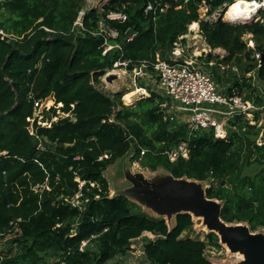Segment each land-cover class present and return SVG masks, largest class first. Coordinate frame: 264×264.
<instances>
[{
	"label": "trees",
	"instance_id": "obj_1",
	"mask_svg": "<svg viewBox=\"0 0 264 264\" xmlns=\"http://www.w3.org/2000/svg\"><path fill=\"white\" fill-rule=\"evenodd\" d=\"M163 1L111 0L102 10H87L84 29L74 23L85 0L0 3V29L16 38L0 39V264H110L139 239L150 264H212L206 251L220 248V239L215 233L204 240L185 236L196 224L191 214L178 215L171 227L132 200L111 196L105 172L132 153L145 170L162 168L177 179L205 184L207 197L222 203L226 223L247 224L252 232L264 229L260 112L256 125L234 117L227 138L217 139L214 129L192 131L181 122L152 81L146 84L148 97L121 107V96L98 87L117 62L128 61L132 70L157 54L169 59L175 44L198 23L211 49L227 52L223 58L199 57L200 67L224 92L264 105L258 84L264 81V11L259 21L234 24L200 14L207 5L211 17L234 0H176L164 13L145 12L146 5ZM111 12L124 13L126 20L107 19ZM100 24L118 33L109 38L118 47L106 55ZM249 36L254 48L248 46ZM253 72L256 76L247 77ZM49 100L53 105L36 116L35 104ZM183 143L190 158L171 162L168 153ZM105 154L109 157L101 159ZM156 236L163 239L155 241Z\"/></svg>",
	"mask_w": 264,
	"mask_h": 264
},
{
	"label": "built area",
	"instance_id": "obj_2",
	"mask_svg": "<svg viewBox=\"0 0 264 264\" xmlns=\"http://www.w3.org/2000/svg\"><path fill=\"white\" fill-rule=\"evenodd\" d=\"M3 0H0V3ZM109 2L111 0H108ZM186 2L189 0H185ZM247 4L251 5L252 14L246 18H243L245 23L251 20L259 21L261 16H259L261 11H264V0H244ZM239 0H234V3L227 7L225 13L219 10L214 13L211 17L207 16L208 6L204 5L200 9L201 18L205 20L216 21L223 19L224 21H234L235 19H229L227 17L228 9L231 8ZM84 9V8H83ZM81 10L79 16L74 23V28L84 29V17L87 10ZM168 9V4L160 2L158 4H148L145 7V12H153L154 14L164 13ZM109 20H120L125 21L126 15L124 13L111 12L107 15ZM263 21V20H262ZM234 24V23H233ZM49 32H52L46 29ZM194 32V40L200 38L199 30H189V35H185L180 38V40L175 44L173 51L170 54L169 59H163L161 54H157L154 61L142 62L134 65L132 70H129V62H117L114 65L113 70L106 71V74L101 78V82L106 80V75H111L115 73V69L124 70L125 73H132L136 80H145L148 82L152 81L153 89L160 92L163 96L170 99L173 110L176 111L177 117L181 122L189 124L192 131H197L200 129L208 130L214 129L215 137L217 139H226L228 136L227 124L228 122L236 116H242L250 125H256V113L260 112L262 119L264 120V105L258 106L254 101L246 100L242 96L233 94L230 95L224 92L218 87L213 77L203 70L200 66L198 60L199 57L207 55L208 53H213L214 55H220L219 49H211V47L206 43L204 48L198 46V42H194L192 45L183 40H186ZM99 34L104 38V51L103 55H106L110 50L118 45H111L109 38L116 39L118 33L112 29L107 28L104 24H100ZM202 36V35H201ZM0 39L1 40H15L13 36L7 35L2 29H0ZM205 41V40H204ZM248 46L254 48V42L252 37H248ZM223 50V49H222ZM225 51V50H224ZM190 54V55H189ZM220 55L221 58L227 55ZM259 65L261 66L262 55L257 54ZM213 63H211L212 65ZM225 67H223L224 69ZM233 71L239 73V69L234 66ZM111 71V72H110ZM253 73H248L247 77H254ZM256 76V75H255ZM147 78V80H146ZM99 89L106 93V91L98 85ZM138 92L147 94L146 89L143 87H137ZM107 94V93H106ZM264 99V92L261 95ZM145 98V97H144ZM169 103H166L164 107H167ZM41 110L45 107L49 109L51 106L46 104L38 103L35 104ZM175 108V109H174ZM169 112V111H168ZM40 116V113H38ZM36 114V116L38 115ZM41 119V117L39 118ZM40 122V121H39ZM259 123V125L261 124ZM262 135L258 140V144L262 145ZM145 151L142 152V156ZM109 156L105 154L101 159L108 158ZM169 160L171 162H176L179 158L189 159L190 151L186 143L181 144L179 147L173 149L168 153ZM133 165L135 167H140V162L138 160H133ZM78 194L73 200L72 205H79ZM88 241L84 242L81 246V251H84L88 245ZM53 264H67L63 260H57Z\"/></svg>",
	"mask_w": 264,
	"mask_h": 264
},
{
	"label": "water",
	"instance_id": "obj_3",
	"mask_svg": "<svg viewBox=\"0 0 264 264\" xmlns=\"http://www.w3.org/2000/svg\"><path fill=\"white\" fill-rule=\"evenodd\" d=\"M176 0H164L168 5ZM227 9V8H226ZM226 9L223 10V14ZM243 19L227 21L240 23ZM116 78L112 75L107 81ZM132 186L117 192L115 196L134 199L153 211L157 217L168 221L180 214H191L202 220L208 233H215L220 244L225 245L232 253L244 257L240 264H264V234L252 232L247 224H229L222 219L223 205L215 199H209L206 187L197 181L177 179L168 175L159 182H150L142 174L129 176ZM163 239L161 236L153 238ZM144 251V249H143Z\"/></svg>",
	"mask_w": 264,
	"mask_h": 264
},
{
	"label": "rangeland",
	"instance_id": "obj_4",
	"mask_svg": "<svg viewBox=\"0 0 264 264\" xmlns=\"http://www.w3.org/2000/svg\"><path fill=\"white\" fill-rule=\"evenodd\" d=\"M108 0H85L83 10H88L90 8H97L99 10H102L104 5L108 3ZM233 7V6H232ZM231 8L228 9L227 17L229 19H236V12ZM192 26V25H191ZM189 27V30L192 29V27ZM198 26L195 28L198 30ZM194 30V29H192ZM194 32L192 31L191 35L186 39V42L190 43L192 45L194 42H198L199 49L204 48L205 41L201 40L200 38L198 40H194ZM190 33V32H189ZM188 33V35H189ZM190 55V54H189ZM225 55V54H220ZM206 68V67H205ZM208 70V69H207ZM111 72V71H110ZM112 75L116 76V78H113L110 81H107V77H111ZM106 80L101 82L99 85L101 88H103L108 95H117L121 96V99L117 100L118 107H121L122 105H135L138 101H140L144 97L149 96V87L146 86L148 80H136L132 73H125L124 70L121 69H115V73L111 75H106ZM258 84L261 87L262 90H264V81H259ZM137 87H143L146 89L147 94L138 92ZM155 89V88H154ZM53 101L49 100L47 102V106H52ZM41 112V107L37 111L36 114ZM170 114V112H168ZM253 169H249V171H253ZM136 174H142L144 178L150 182H159L164 177L170 175L168 172H166L164 169L160 168L155 172H152L150 170H145L141 168V166L135 167L133 165V153L128 155L126 158L122 160H118L114 165L110 166L107 171L105 172V177L107 178L110 189H111V196L117 195V192L127 190L132 186V183L129 179V176H135ZM205 186V184H203ZM135 204H137L138 208L142 212H145L151 216H157L153 211H151L149 208H147L144 204H141L137 200L130 199ZM167 220V219H166ZM195 220V227L192 231L185 234V236H188L190 238H200L201 240H204L205 234L208 233L207 228L204 226L202 220H198L197 218H194ZM175 222V218H172L171 220H167V223L169 226H173ZM257 233L264 234V229H261L257 231ZM144 236L148 238H152L151 234H144ZM9 238H11V235L5 236L1 238V241L6 242ZM144 244L143 239H139L132 245V249L128 254L125 256L117 257L112 263L110 264H150L147 259L144 256V251L141 248ZM207 258L212 262V264H240L244 257L238 253H232L225 245H221L220 248H211L209 247L206 251Z\"/></svg>",
	"mask_w": 264,
	"mask_h": 264
},
{
	"label": "bare ground",
	"instance_id": "obj_5",
	"mask_svg": "<svg viewBox=\"0 0 264 264\" xmlns=\"http://www.w3.org/2000/svg\"><path fill=\"white\" fill-rule=\"evenodd\" d=\"M250 8L251 5L247 4L244 0H239V2H236L232 7V9L236 12V19H243L250 16L252 14V10ZM197 26V23H194L191 27L196 28Z\"/></svg>",
	"mask_w": 264,
	"mask_h": 264
},
{
	"label": "crops",
	"instance_id": "obj_6",
	"mask_svg": "<svg viewBox=\"0 0 264 264\" xmlns=\"http://www.w3.org/2000/svg\"><path fill=\"white\" fill-rule=\"evenodd\" d=\"M197 25H198V27H199V24H198V23H197ZM192 29L196 30L195 28H192ZM198 30H199V28H198ZM191 36H193V35H191ZM200 39L203 40V37H202L201 35H200ZM203 41H204V40H203ZM224 52H225L224 50L219 49V53H220V54H224Z\"/></svg>",
	"mask_w": 264,
	"mask_h": 264
}]
</instances>
